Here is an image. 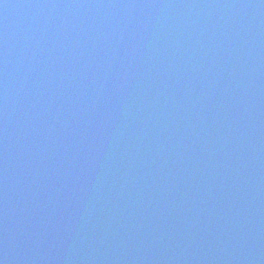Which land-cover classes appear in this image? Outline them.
Here are the masks:
<instances>
[{
	"label": "water",
	"instance_id": "1",
	"mask_svg": "<svg viewBox=\"0 0 264 264\" xmlns=\"http://www.w3.org/2000/svg\"><path fill=\"white\" fill-rule=\"evenodd\" d=\"M186 79L204 118L164 102L150 123L148 93ZM248 127L264 137V0H0V264H264Z\"/></svg>",
	"mask_w": 264,
	"mask_h": 264
}]
</instances>
